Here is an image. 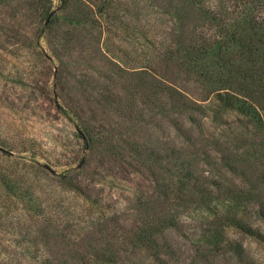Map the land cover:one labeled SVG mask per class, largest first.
I'll return each instance as SVG.
<instances>
[{"label":"rangeland","instance_id":"374dc122","mask_svg":"<svg viewBox=\"0 0 264 264\" xmlns=\"http://www.w3.org/2000/svg\"><path fill=\"white\" fill-rule=\"evenodd\" d=\"M236 3L0 0V264H264L231 225L264 233V129L216 100L211 56L189 57L212 8L249 28Z\"/></svg>","mask_w":264,"mask_h":264},{"label":"trees","instance_id":"16d2710c","mask_svg":"<svg viewBox=\"0 0 264 264\" xmlns=\"http://www.w3.org/2000/svg\"><path fill=\"white\" fill-rule=\"evenodd\" d=\"M60 1L63 3L66 0ZM203 1L205 0H198L199 3H203ZM235 1H237L235 5H244V8L252 5L253 10L250 13L249 28H245L240 34L232 32L230 28L226 27L225 13L212 8L204 16V18L210 20L212 27L215 26L216 29L215 32H211L206 40L209 50L203 49L198 42H194L190 56L189 53L187 56L191 57L190 61L196 67L198 64L202 65L203 60H207V57L211 56V66L204 68L207 71L211 67V73L208 72L207 79L218 85L213 94L216 100L221 101V105L225 108L240 111L256 123L258 127L264 129V120L261 114V109L264 108L263 104H260L261 101L259 100H253L259 99L253 97H259V94L264 93V0ZM217 45L221 46L222 49L223 47L224 49L228 48V53L224 56ZM244 63H250L248 69L244 68ZM213 66L219 67L217 71ZM223 71L225 74L221 76ZM80 135L87 143H90L93 139L89 130L85 128L80 130ZM12 185H9V187L11 188ZM27 202L32 203L30 204L31 209L36 210L40 207V204H37L36 198H33L32 195H29ZM257 213L264 219L263 210ZM231 225L239 228L245 234L264 240L263 232L241 218L235 217ZM47 235L49 234L45 235V240H47ZM216 248L219 249V247ZM241 249H243L242 244L237 242L229 244L227 252L240 254L242 253ZM101 252H94L93 250L90 253L74 255L75 263L72 260V263L63 260L61 264H88L89 261H97L98 264H117L121 260L119 253L114 251L111 253Z\"/></svg>","mask_w":264,"mask_h":264}]
</instances>
